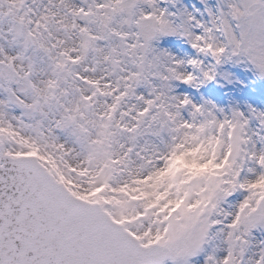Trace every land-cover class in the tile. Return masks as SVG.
Masks as SVG:
<instances>
[{
  "label": "snow or ice",
  "instance_id": "1",
  "mask_svg": "<svg viewBox=\"0 0 264 264\" xmlns=\"http://www.w3.org/2000/svg\"><path fill=\"white\" fill-rule=\"evenodd\" d=\"M264 0H0V264H264Z\"/></svg>",
  "mask_w": 264,
  "mask_h": 264
},
{
  "label": "rangeland",
  "instance_id": "2",
  "mask_svg": "<svg viewBox=\"0 0 264 264\" xmlns=\"http://www.w3.org/2000/svg\"><path fill=\"white\" fill-rule=\"evenodd\" d=\"M256 87H257V88L264 87V83H259V82H258V83L256 84Z\"/></svg>",
  "mask_w": 264,
  "mask_h": 264
}]
</instances>
